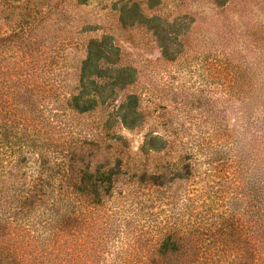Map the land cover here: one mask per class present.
Wrapping results in <instances>:
<instances>
[{"label":"trees","instance_id":"1","mask_svg":"<svg viewBox=\"0 0 264 264\" xmlns=\"http://www.w3.org/2000/svg\"><path fill=\"white\" fill-rule=\"evenodd\" d=\"M192 1L0 0V264H264V128L246 136L251 120L264 125V64L218 49L241 134L226 137L233 157L223 190L217 174L196 180L201 166L219 165L204 158L201 132L156 116V86H142L112 36L84 38L98 25L67 9L94 5L128 41L150 39L173 62L192 42ZM74 51H83L75 64ZM190 97L181 101L194 104ZM144 128L136 149L116 130ZM210 180L217 188L191 195ZM183 186L191 191L176 213L167 205L171 217L146 225L117 199L136 188L173 204L166 194Z\"/></svg>","mask_w":264,"mask_h":264},{"label":"rangeland","instance_id":"2","mask_svg":"<svg viewBox=\"0 0 264 264\" xmlns=\"http://www.w3.org/2000/svg\"><path fill=\"white\" fill-rule=\"evenodd\" d=\"M192 6L197 9L198 17L193 26L191 45L173 62L162 61L158 49L150 39L138 40L137 37L134 43L128 41L130 35L120 30L111 16L98 11L94 5L78 10L70 7L67 9L68 14L76 21L84 22L85 20L86 23L98 25L84 38H96L103 34L112 36L114 43L127 55L126 58L138 66L139 82L142 86L148 83L150 85L151 82L156 86L158 96H162L161 106L155 112L156 116L158 114L165 116L168 122L172 120L183 122L186 127L191 126L194 130L201 132V138L207 146L204 158L218 160L219 162L215 161L214 165L218 163L219 165L217 171L215 170L217 167L211 170L212 164L201 166L199 169L201 175L196 180L201 181L205 175L216 178L217 174V179L222 182L221 188L225 190L229 184L228 171H231L230 161L233 157L226 137L234 135L240 138L241 134L237 117L238 104L234 98L232 100L225 98V91L223 92L222 89L220 68L222 62L219 63V60H223L225 56L223 57L218 49L224 52L234 49L236 60L264 64V0H229L228 6L224 8H217L212 0H194L187 7ZM228 30H231L233 34L223 37V32ZM82 58L83 51H74L70 55V62L75 64ZM154 94L157 95L156 92ZM187 95L193 98L194 104L187 105L181 101ZM251 123L250 133L246 136L251 138L252 134L258 137L260 135L258 130L260 127L264 128V125L252 120ZM116 130L125 138L131 149H136L140 145L146 132L145 128L134 131ZM193 135L192 132L186 131L184 136L192 137ZM218 151L219 154H217ZM210 185L211 188H217L211 180L208 183L194 184L191 195H201V190L205 191ZM186 191H191L190 187L183 186L176 195L167 193L173 204L154 203L146 194L144 195L143 190L136 188L123 189L117 195V199L123 207L126 206L127 210L124 209L126 214H137L142 221L141 224L146 225L154 217L158 220L164 215L171 217L172 212L169 211V206L175 209L183 205V194ZM144 202L145 210L148 212L137 213L134 209L142 207ZM215 204L217 203L212 205ZM172 211L176 213V209Z\"/></svg>","mask_w":264,"mask_h":264}]
</instances>
